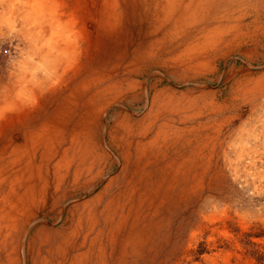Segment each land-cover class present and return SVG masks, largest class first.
Wrapping results in <instances>:
<instances>
[{
	"label": "bare ground",
	"instance_id": "1",
	"mask_svg": "<svg viewBox=\"0 0 264 264\" xmlns=\"http://www.w3.org/2000/svg\"><path fill=\"white\" fill-rule=\"evenodd\" d=\"M1 35L0 264H180L228 235L216 198L247 157L264 178V0H0Z\"/></svg>",
	"mask_w": 264,
	"mask_h": 264
},
{
	"label": "rangeland",
	"instance_id": "2",
	"mask_svg": "<svg viewBox=\"0 0 264 264\" xmlns=\"http://www.w3.org/2000/svg\"><path fill=\"white\" fill-rule=\"evenodd\" d=\"M3 38V35H1L0 68H3L7 63L10 64V60L17 54L16 42L8 43V39ZM259 55L264 57V46L259 49ZM230 63H232V60L228 64ZM223 66L224 63L220 65V68H223ZM1 73L0 97L6 89L10 88V84L7 85L10 81L7 82ZM9 79L11 80V78ZM262 157V162L257 161L259 166H264V151ZM246 161L249 162L248 157L245 158L244 165L238 170L235 180L231 179L232 187L228 192L229 194H227L228 196H219L215 200L218 210L228 206V210L232 215V219L229 220L226 227L228 235H225V232H216L211 239L208 238L210 232L206 231L191 244L195 248L194 259L186 260L185 258L181 262L179 261L180 264H206L204 255L212 253H221L216 257L215 264H264V178L254 179L251 174L255 168L252 164L250 166L246 165ZM246 169H249L248 175H245ZM223 199L225 200L223 201ZM209 205L207 201L203 200L199 208L209 211L210 209L203 208V206L209 207ZM240 217H243V219ZM185 239L186 236L184 235L182 240L184 244L187 242ZM184 244L180 242L181 247ZM194 244L196 245L193 246ZM175 254L179 256L178 251ZM225 254L229 255L228 260H224Z\"/></svg>",
	"mask_w": 264,
	"mask_h": 264
}]
</instances>
